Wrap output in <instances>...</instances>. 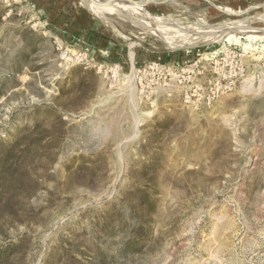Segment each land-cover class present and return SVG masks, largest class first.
Returning <instances> with one entry per match:
<instances>
[{
  "label": "rangeland",
  "instance_id": "1",
  "mask_svg": "<svg viewBox=\"0 0 264 264\" xmlns=\"http://www.w3.org/2000/svg\"><path fill=\"white\" fill-rule=\"evenodd\" d=\"M122 1L0 0V264H264V0Z\"/></svg>",
  "mask_w": 264,
  "mask_h": 264
},
{
  "label": "bare ground",
  "instance_id": "2",
  "mask_svg": "<svg viewBox=\"0 0 264 264\" xmlns=\"http://www.w3.org/2000/svg\"><path fill=\"white\" fill-rule=\"evenodd\" d=\"M108 2L107 3H104V4H110L112 10L111 11H114V13L116 14V16H120L121 14H123V10H126V11H130L132 12L131 10V7L128 6L130 5L131 3L130 2H127V1H122V0H107ZM102 2V1H101ZM100 6V5H99ZM100 9V8H99ZM138 11V10H137ZM101 13V11H99ZM129 12V13H130ZM140 11H138L139 13ZM134 13V15L137 16V18L139 20H142L143 23H148L152 29V25L153 26H159L161 25V23H159V20L155 18H150L148 17L147 15L143 14V13H140V15H138V13L135 11V12H132ZM136 13V14H135ZM104 17V16H103ZM121 18V17H119ZM257 19V18H256ZM261 19V18H260ZM251 20H255V19H243L242 21L240 22H237V23H233V22H224L225 23V26L224 27H219L218 25H213L211 27H205L206 29L204 30H201V31H198V33L195 32V34L193 35L194 37H196L197 35L199 36L200 34H203L204 37H206L207 39H212V38H216L218 35H221V32L224 31V30H231L229 31V33H226V39L227 40H230V39H234V40H239L240 36H244L248 39H264V27H255V26H250V22ZM137 21V20H136ZM135 21V22H136ZM139 23V22H138ZM155 29V28H154ZM162 30V29H161ZM164 30V29H163ZM163 30L161 31V33L163 34H167V32H163ZM158 31V30H157ZM167 31V30H166ZM155 32V31H154ZM186 32V33H184ZM183 33V37L187 35V33L189 34V30L187 31H184ZM193 33V32H192ZM191 33V34H192ZM236 33V34H234ZM196 35V36H195ZM224 35V34H223ZM165 36V35H164ZM170 36V35H169ZM168 36V37H169ZM202 36V35H200ZM162 37V36H161ZM171 37V36H170ZM175 37V36H174ZM182 37V35H181ZM187 37V36H186ZM167 38V37H166ZM181 39V38H180ZM192 39H195V38H190V40ZM198 39V37H197ZM182 40V39H181ZM185 41V40H184ZM186 41H189V40H186ZM195 41V40H194ZM172 43V42H171Z\"/></svg>",
  "mask_w": 264,
  "mask_h": 264
},
{
  "label": "water",
  "instance_id": "3",
  "mask_svg": "<svg viewBox=\"0 0 264 264\" xmlns=\"http://www.w3.org/2000/svg\"><path fill=\"white\" fill-rule=\"evenodd\" d=\"M100 1H102L103 3H107L108 1L107 0H100ZM133 2H138V1H136V0H132ZM229 31H231V30H224V31H222L221 32V35H223V34H226V33H229ZM215 41V40H214ZM211 42H213V41H203V42H198V43H196V45H194V46H204V45H207V44H209V43H211Z\"/></svg>",
  "mask_w": 264,
  "mask_h": 264
}]
</instances>
